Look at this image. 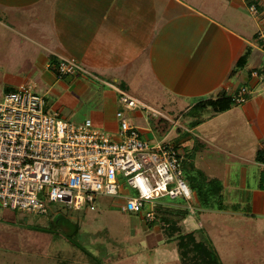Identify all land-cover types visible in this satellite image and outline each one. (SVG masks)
Returning <instances> with one entry per match:
<instances>
[{
    "label": "crops",
    "instance_id": "obj_1",
    "mask_svg": "<svg viewBox=\"0 0 264 264\" xmlns=\"http://www.w3.org/2000/svg\"><path fill=\"white\" fill-rule=\"evenodd\" d=\"M60 59L75 60L90 76L60 78ZM254 71L264 72V0H0L1 93L29 85L48 110L62 118L65 109L66 121L92 99L73 124L90 119L112 137L116 113L124 111L116 90L149 107L155 114L139 110L128 118L144 140L159 134L183 156L194 199L183 200L188 210L178 214L179 229L206 245L198 223L205 210L217 218L264 219V161L257 159L260 152L264 160V91ZM243 87L253 95L234 105ZM197 178L221 188L216 207L201 204L192 190ZM159 205L172 208L165 199ZM154 224L143 229L142 250L178 262L177 235L160 216ZM92 230L85 227L88 236Z\"/></svg>",
    "mask_w": 264,
    "mask_h": 264
},
{
    "label": "built area",
    "instance_id": "obj_2",
    "mask_svg": "<svg viewBox=\"0 0 264 264\" xmlns=\"http://www.w3.org/2000/svg\"><path fill=\"white\" fill-rule=\"evenodd\" d=\"M249 11L257 14L254 6ZM260 37H263L260 35ZM58 76L90 74L73 59H60ZM264 91V72H252ZM124 111H118V134L96 129L90 119L73 124L47 109L44 96L29 85L6 92L0 100V207L35 215L51 214L61 205L72 211L94 212L95 196L119 197L123 184L136 192L123 213L156 220L155 208L164 199L194 195L183 171V156L165 139L150 144L128 118L135 111L154 113L126 92L116 90ZM253 95L243 87L234 105ZM191 209V208H190Z\"/></svg>",
    "mask_w": 264,
    "mask_h": 264
},
{
    "label": "rangeland",
    "instance_id": "obj_3",
    "mask_svg": "<svg viewBox=\"0 0 264 264\" xmlns=\"http://www.w3.org/2000/svg\"><path fill=\"white\" fill-rule=\"evenodd\" d=\"M101 87L104 89L101 88L98 92L100 95L106 91L105 87ZM1 91L0 100L3 96ZM49 98L54 99L53 96ZM81 102L85 108L74 113L71 120L67 121L77 123L84 119L83 114L88 112L93 100L89 99L88 103ZM65 112L67 111L64 109V120L68 118L67 115L64 116ZM161 140L163 138L158 134L148 142L152 145ZM260 173L264 174V170ZM135 196L136 192L123 184V192L119 197L95 196V210L92 213L86 208L72 211L61 205L53 207L52 213L45 215L10 211L0 207V264H181L179 253L175 255L178 262H171L170 255L162 256L165 255L164 252L157 251L153 255L151 250H142L143 244L144 247L148 245L143 229H151L156 224L147 223L142 214L122 212L126 200ZM208 197L209 204L216 207L217 199L212 201V196ZM165 202L172 206L165 217L166 224L170 226L174 216L178 219L177 213H185L188 209H183L186 208V203L182 198L165 199ZM207 211L200 213L198 223L200 222L201 231L210 243L208 247L217 251L222 264H264L263 218H217L216 213L212 215ZM206 216H213V220L208 222ZM65 220L78 229L72 235L63 227ZM87 225L92 227L93 233H97L88 236L85 232ZM90 236L95 239L91 240ZM161 236L164 238L163 234ZM173 242L170 241L171 244ZM151 257L159 262H150L148 259L151 260ZM136 259L149 262H133Z\"/></svg>",
    "mask_w": 264,
    "mask_h": 264
},
{
    "label": "trees",
    "instance_id": "obj_4",
    "mask_svg": "<svg viewBox=\"0 0 264 264\" xmlns=\"http://www.w3.org/2000/svg\"><path fill=\"white\" fill-rule=\"evenodd\" d=\"M231 103H233V101H231ZM257 155L258 161H264L260 152H258ZM195 181L196 182L193 181L194 185H192V190L195 192L199 200L204 203L205 207H212V205L208 202V195L212 196V198H210L212 201L217 199V202H219L221 188L217 183L213 182L212 185L208 186L203 178H197ZM259 188L264 190V174L260 175ZM170 210L171 208L162 207L158 204L155 208L156 219L158 216H160L165 225L167 223L165 217L166 214H169ZM178 214L180 216L184 213H177L176 215L178 216ZM151 223L154 224V222ZM178 223L179 218L176 219L174 216L173 222L170 224V226L166 225L167 228L165 230H171L169 235H178L176 240L181 264H222L214 249H210L208 247L209 245L203 244L202 242H197L192 233L182 234V232H180ZM63 225L64 229L70 228V231H66L69 235H72V233H75V231L78 230L74 224L68 222L67 220H65ZM168 227H171V229Z\"/></svg>",
    "mask_w": 264,
    "mask_h": 264
}]
</instances>
